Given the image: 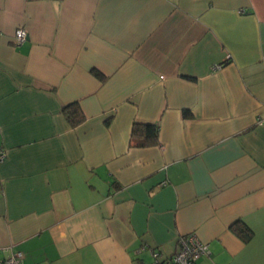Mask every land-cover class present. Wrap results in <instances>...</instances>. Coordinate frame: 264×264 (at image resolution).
<instances>
[{
	"label": "crops",
	"instance_id": "obj_1",
	"mask_svg": "<svg viewBox=\"0 0 264 264\" xmlns=\"http://www.w3.org/2000/svg\"><path fill=\"white\" fill-rule=\"evenodd\" d=\"M0 150V259L264 264V0H0Z\"/></svg>",
	"mask_w": 264,
	"mask_h": 264
},
{
	"label": "built area",
	"instance_id": "obj_2",
	"mask_svg": "<svg viewBox=\"0 0 264 264\" xmlns=\"http://www.w3.org/2000/svg\"><path fill=\"white\" fill-rule=\"evenodd\" d=\"M27 38V31L18 27L14 33V42L21 45ZM219 67V66H215ZM5 151L0 150V162L5 158ZM178 249L171 256L161 258L156 251L152 252L153 261L148 264H196L198 259L209 254L208 245L202 243L194 233L186 234L177 241ZM22 254L11 252L8 257L0 259V264H21Z\"/></svg>",
	"mask_w": 264,
	"mask_h": 264
},
{
	"label": "trees",
	"instance_id": "obj_3",
	"mask_svg": "<svg viewBox=\"0 0 264 264\" xmlns=\"http://www.w3.org/2000/svg\"><path fill=\"white\" fill-rule=\"evenodd\" d=\"M63 113L67 121L73 126L79 124L83 119L82 113L78 108L77 104L75 103L65 106V108L63 109ZM132 134L133 136L136 135L142 138L141 141H137L138 145L154 144L158 136V127L154 124L134 123L132 128ZM231 229L237 236L241 237L245 242L251 238L250 230L239 222L233 224Z\"/></svg>",
	"mask_w": 264,
	"mask_h": 264
}]
</instances>
